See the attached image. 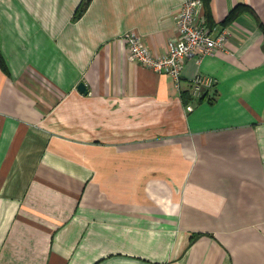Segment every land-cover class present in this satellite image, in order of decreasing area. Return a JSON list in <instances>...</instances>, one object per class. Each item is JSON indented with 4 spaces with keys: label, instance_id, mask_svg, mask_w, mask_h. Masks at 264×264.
<instances>
[{
    "label": "crops",
    "instance_id": "obj_1",
    "mask_svg": "<svg viewBox=\"0 0 264 264\" xmlns=\"http://www.w3.org/2000/svg\"><path fill=\"white\" fill-rule=\"evenodd\" d=\"M185 1L0 0V264H264V0H200L229 36L179 81L130 61Z\"/></svg>",
    "mask_w": 264,
    "mask_h": 264
},
{
    "label": "built area",
    "instance_id": "obj_2",
    "mask_svg": "<svg viewBox=\"0 0 264 264\" xmlns=\"http://www.w3.org/2000/svg\"><path fill=\"white\" fill-rule=\"evenodd\" d=\"M200 0H187L175 16L176 35L169 41L166 55L155 56L144 45L140 36L128 32L123 40L128 48V59L158 74L169 75L179 81L185 59L197 56L199 61L225 49L229 32L226 29L214 34L198 14ZM215 80L197 75L192 81V96L198 98L203 91L211 89ZM187 111H192L187 106Z\"/></svg>",
    "mask_w": 264,
    "mask_h": 264
},
{
    "label": "trees",
    "instance_id": "obj_3",
    "mask_svg": "<svg viewBox=\"0 0 264 264\" xmlns=\"http://www.w3.org/2000/svg\"><path fill=\"white\" fill-rule=\"evenodd\" d=\"M92 0H83L81 6L79 7V9L77 10V13L75 15V19L80 18L84 12L86 11L87 7L89 6V4L91 3ZM245 9V7L243 6H237L235 7L227 16V18L223 21V25L227 26L229 24H231L238 16L239 14ZM207 27L210 29H213V24L207 21ZM0 67L1 68H5V64L3 61V58L1 56L0 53ZM187 92H183L182 96H183V103L185 105H187L188 103H190L191 101L194 100L192 94L190 96L186 95ZM186 95V96H185ZM198 103H202L204 101H207L209 104H214L215 100L212 97H208V91H203L201 96L197 98Z\"/></svg>",
    "mask_w": 264,
    "mask_h": 264
},
{
    "label": "water",
    "instance_id": "obj_4",
    "mask_svg": "<svg viewBox=\"0 0 264 264\" xmlns=\"http://www.w3.org/2000/svg\"><path fill=\"white\" fill-rule=\"evenodd\" d=\"M78 91L83 93V94L87 93V89H86V87H85V85L83 83L79 84Z\"/></svg>",
    "mask_w": 264,
    "mask_h": 264
}]
</instances>
